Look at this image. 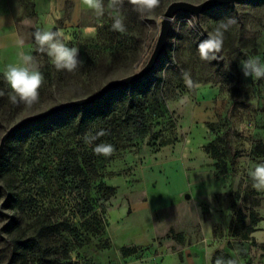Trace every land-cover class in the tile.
Returning <instances> with one entry per match:
<instances>
[{
  "label": "rangeland",
  "instance_id": "1",
  "mask_svg": "<svg viewBox=\"0 0 264 264\" xmlns=\"http://www.w3.org/2000/svg\"><path fill=\"white\" fill-rule=\"evenodd\" d=\"M174 1L204 0H160L154 11L143 15L128 0L116 8L103 0V16L83 17L69 29L63 27L68 18L61 17L50 31H63L65 43L79 48L83 63L73 72L58 71L38 51L35 19L27 13L19 17V35L44 81L37 103L14 104L4 77L7 68H0V138L24 117L87 97L142 69L160 34V19ZM116 16L124 19L123 33L111 28ZM89 27L96 29L94 35L85 33ZM218 28L223 31L221 49L202 59L199 45ZM7 35L13 39L12 33ZM253 58L264 65V0H241L198 19L179 13L153 71L136 87L105 97L108 106L98 126L80 136L64 130L38 137L52 129L54 119L21 129L12 138L16 157L10 150L0 160V264H20L8 243L12 237L39 240L40 247H27L26 264H215L214 258L233 256L243 258L244 264H264L256 261L264 248L240 238L264 216V190L253 188L249 176L256 164L264 163V77H245L241 70V61ZM185 72L192 88L185 84ZM215 86L229 95L224 114L192 132L197 92ZM135 97L146 100L142 124L132 119ZM84 115L68 112L63 118L73 122ZM100 130L108 134L85 142L86 134ZM190 137L191 146L186 144ZM100 143L112 144L114 153L95 154L93 148ZM182 154L191 160L199 154L211 158V176L203 190L196 177L203 165L189 167L196 183L171 199L164 164ZM2 163L8 168L2 169ZM147 200L153 206V240L113 243L110 212Z\"/></svg>",
  "mask_w": 264,
  "mask_h": 264
},
{
  "label": "crops",
  "instance_id": "2",
  "mask_svg": "<svg viewBox=\"0 0 264 264\" xmlns=\"http://www.w3.org/2000/svg\"><path fill=\"white\" fill-rule=\"evenodd\" d=\"M25 14L35 19L34 29L43 31L52 30L57 20L63 16L68 18L63 27L69 29L70 27L75 28L83 17L96 15L94 11L80 4L79 0H0L1 69H6L9 65H19L21 53L29 55L24 44L23 46L16 45L17 38L23 39L19 35L22 32V26L18 20ZM9 33L13 34V39L9 38L7 35ZM197 93L199 100L193 111L192 132L197 128L203 127L204 129L206 123L218 122V118L223 116L229 101L228 92L220 86L202 88ZM192 143V138H188L186 144L191 146ZM186 156L188 157L187 154L171 156L164 164L167 195L171 199L181 197L180 195L189 190L196 183V177H198L201 189L205 190L206 182L211 176V168L208 166L211 158L205 154L202 158L199 154L198 158L191 160ZM195 165H203V168L199 167L200 170L196 177L193 171H189V167ZM109 222V237L115 244L130 242L140 245L153 240L155 236L153 206L150 200L137 202L129 208L110 212ZM252 230L248 239L244 241L253 243L255 247L264 248V216L257 220ZM233 257L231 260L235 264H244L243 258ZM256 258V261H264V251H260Z\"/></svg>",
  "mask_w": 264,
  "mask_h": 264
},
{
  "label": "clouds",
  "instance_id": "3",
  "mask_svg": "<svg viewBox=\"0 0 264 264\" xmlns=\"http://www.w3.org/2000/svg\"><path fill=\"white\" fill-rule=\"evenodd\" d=\"M123 2L124 0H109V7L116 8L117 6H121ZM128 2L135 7L136 11L143 15L154 11L159 6L160 0H128ZM79 3L87 9L94 11L97 17L104 15L105 8L103 0H79ZM172 19L173 18H170V22ZM111 28L116 32H125L126 26L123 17H114ZM221 28L226 31L227 24L222 23ZM221 28L216 30L213 37H210L199 45L202 59H209L210 52H218L221 49L223 44V31H221ZM84 31L88 35H94L96 29L89 27ZM33 35L35 42L38 45V51L47 54L58 71L66 70L68 72H73L82 65L83 62L78 59L79 48L69 47L65 43L63 31H41L37 29ZM23 43V39L17 38V46H23ZM215 58V56L211 57V59ZM20 60L21 63L19 65H9L4 72L5 80L11 89L9 98L14 104L22 102L27 106H31L39 101V89L43 84L44 77L43 74L35 68V60L32 55L21 53ZM241 70L245 77L250 76L257 79L264 77V65H261L255 58L241 61ZM183 78L186 86L189 88L194 86V82L187 72L183 74ZM3 95L4 92L0 91V96ZM107 134L108 133L104 130H100L95 135L86 134L84 139L86 143L91 144L94 140ZM114 151V146L108 143H100L93 148L95 154L103 155L105 157L111 156ZM249 176L254 181L252 185L253 188L257 191L264 190V163L256 164L254 169L249 171ZM215 264H224V261L217 258ZM228 264H234V262L229 261Z\"/></svg>",
  "mask_w": 264,
  "mask_h": 264
},
{
  "label": "water",
  "instance_id": "4",
  "mask_svg": "<svg viewBox=\"0 0 264 264\" xmlns=\"http://www.w3.org/2000/svg\"><path fill=\"white\" fill-rule=\"evenodd\" d=\"M239 1L241 0H204L199 4H194L187 1H179V2L174 1L170 3L167 6L166 10L164 11L162 18L160 19V24H159L160 34L158 35L153 52L147 64L142 69L132 74V76L129 75L127 77L116 79L106 83L97 92L87 97L76 99L73 100L72 102L71 101L63 102L44 112L29 115L27 117L22 118L18 122L11 125L0 138V156L10 136L13 133H15L17 130L23 128L25 125H28L35 121L49 118L50 116L64 110L84 107L85 105L87 106L89 104L96 103L101 99H103L109 92L113 91L114 89L131 86L134 83H137L140 80L144 79L146 76H148L155 68V65L157 64L161 54L165 51L171 30L170 18H173L176 14L186 13L198 19L200 15L208 11L226 5H234Z\"/></svg>",
  "mask_w": 264,
  "mask_h": 264
},
{
  "label": "trees",
  "instance_id": "5",
  "mask_svg": "<svg viewBox=\"0 0 264 264\" xmlns=\"http://www.w3.org/2000/svg\"><path fill=\"white\" fill-rule=\"evenodd\" d=\"M141 81V80H140ZM139 81V82H140ZM134 83L133 85H131L132 87H136L137 84L139 83ZM125 90V87L123 88H118V89H114L113 91L109 92L105 97H107L108 95H110V93L112 92H118V91H124ZM105 97L103 99H101L100 101L96 102V103H93V104H89V105H85L84 107H79V108H74V109H68V110H64V111H61V112H58L52 116H50L49 118H46V119H43V120H39V121H35V122H43L45 120H50V119H54V123H53V126H52V129L49 130L48 132H44V130H42L41 132H39V134H37V136L39 137L40 134H43L42 136L44 135H47L46 133H49V134H53V133H60L64 130H69L72 132L73 135L75 136H80L82 134H85V132L87 130H89L90 128L92 127H96L99 125V123H102L104 117H105V106H108V103L106 102V99ZM135 100V104H131L133 105L132 107V115H133V122L134 123H138V124H142L144 122V119H143V112L146 110L145 108V99H143V97H135L134 98ZM78 111H84L85 112V115L82 116L80 119H76L74 120L73 122H69L68 120L64 119L63 118V115L65 113H76ZM34 123V122H32ZM31 124V123H30ZM29 125V124H28ZM27 125H25L24 127H26ZM23 127V128H24ZM21 128V129H23ZM21 129L17 130L15 133H13L10 138L7 140L6 142V145H5V148L0 156V160H6L4 157H6L5 155V152L6 151H10L11 150V155H15L16 157V154H18V151L14 150L11 148V145H12V138L16 135H18L21 131ZM16 143V142H14ZM18 156V155H17ZM0 161V162H1ZM2 169H7V163H2ZM1 169V170H2ZM254 223V222H252ZM254 226V224H252ZM253 230H247L245 231L241 236L240 238L242 240H246L248 239V236L250 235V233L252 232ZM41 233V232H40ZM9 243V246L10 248H12L13 250V257H15L16 259L19 260L20 264H26L27 262V258H28V255H27V247H29V244L30 243H33V245L35 246H39L40 247V244L39 243V240L37 238H34V239H23V238H20V237H12L9 239L8 241ZM67 255L65 253V256H63V259H66ZM217 258H214L213 259V263H215ZM223 261H224V264H228L229 261H233L231 259H229L228 257H223L221 258ZM234 262V261H233ZM235 264V262H234Z\"/></svg>",
  "mask_w": 264,
  "mask_h": 264
}]
</instances>
